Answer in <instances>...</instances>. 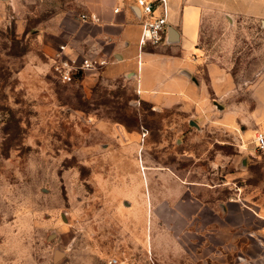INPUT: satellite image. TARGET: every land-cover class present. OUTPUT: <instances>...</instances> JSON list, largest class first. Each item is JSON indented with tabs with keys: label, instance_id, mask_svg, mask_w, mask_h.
<instances>
[{
	"label": "rangeland",
	"instance_id": "obj_1",
	"mask_svg": "<svg viewBox=\"0 0 264 264\" xmlns=\"http://www.w3.org/2000/svg\"><path fill=\"white\" fill-rule=\"evenodd\" d=\"M205 2L197 39L186 49L184 41L174 43L178 51L166 57L167 66L151 64L146 51L139 57L138 47L129 46L143 89L157 80L153 68L194 71L209 93L193 107L145 101L150 96H141L133 73L115 71L123 65L106 55L108 63L98 71L71 83L59 80L51 58L65 39L34 29L62 9L80 12L75 0H16L17 11L29 19L27 34L18 33L14 19L0 20V264H109L112 258L132 264L145 250L150 254L144 246L155 234L153 215L159 214L154 205L148 212L147 204L156 185L152 176L170 169L215 175L218 161L229 173L234 144L256 145V130L244 134L251 113L264 103V16ZM213 69L231 77L232 85L215 84L224 91L214 92ZM246 218L240 213L241 241ZM226 221L238 218L227 215ZM57 251L63 252L58 259Z\"/></svg>",
	"mask_w": 264,
	"mask_h": 264
},
{
	"label": "crops",
	"instance_id": "obj_2",
	"mask_svg": "<svg viewBox=\"0 0 264 264\" xmlns=\"http://www.w3.org/2000/svg\"><path fill=\"white\" fill-rule=\"evenodd\" d=\"M75 1L80 12L62 9L50 19H40L39 28L34 31L48 39H65L61 42L73 45L74 53L93 49L112 60L116 58L118 62L115 65L122 64L123 67L115 71L133 73L141 96L148 94L150 97L145 101L157 107H193L198 102L207 101V84L196 82L194 71L182 66L167 74L164 68H153L151 72L157 76V80L151 87L143 89L141 68H137L136 57L129 51V46L133 44L138 47L139 57L143 52L139 47L143 14L136 0ZM216 5L223 11L264 16V0H216ZM206 7L205 0H169V23L179 31L177 42L184 41L183 49L197 39ZM116 8L119 10L115 11ZM81 14H87L90 18L82 19ZM3 19H14L18 33H29L26 29L29 19L17 11L16 0H0V20ZM194 30L197 32L195 38ZM177 42L162 44H173L168 53L150 52L147 48L145 51L150 56L149 62L161 61L167 66L166 57H176L171 52L178 51V46L174 44ZM54 51L55 48L52 53ZM138 63L141 64L142 60ZM212 72L210 87L214 92L224 91L215 84L220 87L225 85V88L232 85V78L226 77L227 74L216 69ZM172 74L182 76L183 82L171 79ZM262 105L263 102L251 113V127L244 137L255 130L264 132ZM226 120L227 124L234 123L228 118ZM234 145L237 154L233 157L229 173L224 174L222 161L217 160L222 167L217 166L215 175L207 169H185L182 170L183 174L170 169L151 177L156 185L152 202L149 194L147 204L148 212L154 205L159 214L153 215L155 234L153 242H150L151 236H147L148 247L146 243L144 246L150 254L145 250L143 256L132 264H264V150L247 143ZM142 175L146 181L148 175ZM240 213L247 217L242 224L247 228L242 241L238 229ZM164 214L174 220L170 227L167 218L161 216ZM211 215L215 216L214 221ZM227 215L235 216L238 222H225ZM229 232L232 233L231 238Z\"/></svg>",
	"mask_w": 264,
	"mask_h": 264
},
{
	"label": "built area",
	"instance_id": "obj_3",
	"mask_svg": "<svg viewBox=\"0 0 264 264\" xmlns=\"http://www.w3.org/2000/svg\"><path fill=\"white\" fill-rule=\"evenodd\" d=\"M136 5L143 14L142 33L139 40L141 51L150 47H158L165 44L169 23V0H136ZM116 8L115 11H118ZM82 19L90 18L87 14H81ZM93 18V17H92ZM109 40V38H105ZM73 45L61 42L55 47L52 62L55 75L63 83H71L80 77L98 71L106 66L108 58L96 50L72 52ZM256 145L264 150V132L256 131ZM109 264H119L117 258H112Z\"/></svg>",
	"mask_w": 264,
	"mask_h": 264
},
{
	"label": "water",
	"instance_id": "obj_4",
	"mask_svg": "<svg viewBox=\"0 0 264 264\" xmlns=\"http://www.w3.org/2000/svg\"><path fill=\"white\" fill-rule=\"evenodd\" d=\"M179 31L171 26L170 24L168 25V30H167V37H166V42L165 44H170L171 42H177L179 41ZM220 108H223V106L219 105ZM191 125H195V126H198V124L195 122V121H192L190 122ZM65 218V217H64ZM65 220V219H64ZM59 252V254H58ZM58 254V255H57ZM57 254H56V259L60 258L61 256H63V252H60V251H57Z\"/></svg>",
	"mask_w": 264,
	"mask_h": 264
},
{
	"label": "bare ground",
	"instance_id": "obj_5",
	"mask_svg": "<svg viewBox=\"0 0 264 264\" xmlns=\"http://www.w3.org/2000/svg\"><path fill=\"white\" fill-rule=\"evenodd\" d=\"M58 254H59V252H58ZM58 254H57V255H58Z\"/></svg>",
	"mask_w": 264,
	"mask_h": 264
}]
</instances>
